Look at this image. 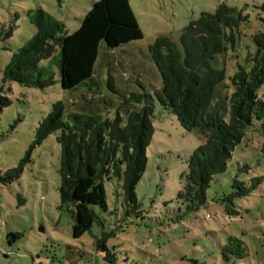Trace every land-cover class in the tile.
Masks as SVG:
<instances>
[{"label": "rangeland", "instance_id": "1", "mask_svg": "<svg viewBox=\"0 0 264 264\" xmlns=\"http://www.w3.org/2000/svg\"><path fill=\"white\" fill-rule=\"evenodd\" d=\"M95 1L0 0V84L14 54L37 32L31 21L34 13L44 10L64 23L60 35L72 34ZM222 4L245 18L237 52L229 50L235 57L229 53L225 58L227 74H233L238 63L245 64L248 50H254L253 34L264 30V0H131L144 36L110 51L98 69L103 85L97 94L64 89L56 64L55 82L48 87L5 83L11 104L0 111V264H264V122L263 126L255 122L247 129L227 169L214 178L207 192L208 207L189 212L178 194L185 184L188 161L205 139L196 129L185 130L175 114L157 103L147 167L136 188L141 213L127 215L121 177H104L108 210L94 207L103 225L96 223L81 238L73 236L74 208L61 202L60 132L37 138L40 123L59 101L68 113H81L75 105L87 104L104 119H115L117 105L126 98L153 94L162 80L150 56V46L161 35L181 46L183 30L202 13H216ZM130 54L145 66L141 74L132 68L125 69V74L119 66V61ZM103 58L101 50L99 64ZM50 63L51 59H42L40 66ZM122 74L133 80L126 93L117 83ZM110 81L116 83V90L110 89ZM259 95L264 100V83ZM109 96L114 99L111 101ZM105 99L116 106L106 105ZM65 119L72 122L70 116ZM21 164L18 177L5 178L8 170ZM236 178L261 181L251 195L234 198L237 213L229 214L226 206L230 202L225 196L235 191ZM11 233H19L20 237ZM230 235L244 242L243 258L226 261L221 255L220 246ZM104 236L117 256L115 262L97 249L96 239Z\"/></svg>", "mask_w": 264, "mask_h": 264}, {"label": "trees", "instance_id": "2", "mask_svg": "<svg viewBox=\"0 0 264 264\" xmlns=\"http://www.w3.org/2000/svg\"><path fill=\"white\" fill-rule=\"evenodd\" d=\"M243 20L236 9L222 4L216 13H202L183 30L181 46L166 35L159 36L150 46V56L161 74L160 88L153 94L138 93L126 98L117 105L115 119H104L87 104L75 105L81 111L78 114L68 113L61 101L53 105L37 129V138L42 140L60 132L61 202L62 206L74 208L75 238L83 237L96 223L103 225L94 207L108 210L104 177H121L127 215L141 213L136 188L147 167V147L155 132L157 103L175 114L185 130L196 129L205 139L188 161L185 184L178 198L187 203L189 212L208 207L207 192L214 178L227 169L232 152L247 129L255 122H261L262 126L264 122V100L259 95L264 83V30L253 34L254 50H248L245 64L238 63L237 70L227 74L225 58L230 49L237 52ZM31 21L37 32L14 54L5 69L0 84V111L11 104L5 83L17 81L48 87L55 82V64L64 89L97 94L103 85L98 69L101 70L110 51L144 36L131 0L95 1L72 34L60 35L64 23L42 9L32 15ZM101 50L104 58L99 64ZM42 59H51L50 65L41 67ZM118 64L125 74L127 68L139 74L145 71V66L132 54ZM125 74L117 83L124 86L119 89L126 93L133 80L123 77ZM115 84L110 81V89L116 90ZM85 100L92 101L87 97ZM111 101L105 99V104L116 106ZM21 171L22 164L8 170L5 178L18 177ZM260 181V178L251 182L234 179L235 191L225 196L230 202L226 212L237 213L234 198L251 195ZM10 236L18 238L20 234ZM96 246L110 262L117 260L107 237L97 238ZM220 253L226 261L241 259L246 255L244 242L230 235L220 246Z\"/></svg>", "mask_w": 264, "mask_h": 264}, {"label": "water", "instance_id": "3", "mask_svg": "<svg viewBox=\"0 0 264 264\" xmlns=\"http://www.w3.org/2000/svg\"><path fill=\"white\" fill-rule=\"evenodd\" d=\"M22 203V202H21Z\"/></svg>", "mask_w": 264, "mask_h": 264}]
</instances>
